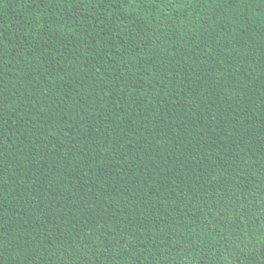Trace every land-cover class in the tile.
<instances>
[{
    "label": "trees",
    "instance_id": "obj_1",
    "mask_svg": "<svg viewBox=\"0 0 264 264\" xmlns=\"http://www.w3.org/2000/svg\"><path fill=\"white\" fill-rule=\"evenodd\" d=\"M0 264H264V0H0Z\"/></svg>",
    "mask_w": 264,
    "mask_h": 264
}]
</instances>
